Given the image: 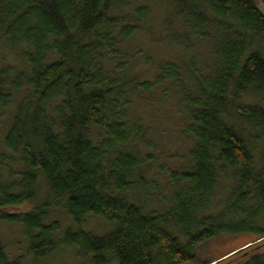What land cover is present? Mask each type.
Returning <instances> with one entry per match:
<instances>
[{
  "label": "trees",
  "instance_id": "1",
  "mask_svg": "<svg viewBox=\"0 0 264 264\" xmlns=\"http://www.w3.org/2000/svg\"><path fill=\"white\" fill-rule=\"evenodd\" d=\"M155 1L187 29H167L172 44L189 51L191 38L213 44L204 71L192 69V55L188 66L158 64L151 80L131 72L124 45L149 19V5L0 0V119L9 117L0 226L20 229L25 255L67 247L90 264H192L196 248L217 233L204 228L209 215L196 214L206 211L220 175L234 180L224 216L264 207V0ZM158 89L179 98L189 118L180 132L191 140L188 166L160 167L162 182L147 177L155 161L134 111L141 93ZM58 211L67 223L51 217ZM91 216L109 228L100 235L83 228ZM226 229L246 227L219 231ZM252 245L197 264H264V252H247ZM20 257L10 261L0 240V264Z\"/></svg>",
  "mask_w": 264,
  "mask_h": 264
},
{
  "label": "rangeland",
  "instance_id": "2",
  "mask_svg": "<svg viewBox=\"0 0 264 264\" xmlns=\"http://www.w3.org/2000/svg\"><path fill=\"white\" fill-rule=\"evenodd\" d=\"M126 2L146 4L151 9L149 19L141 25L140 30L134 33L124 45L125 57L129 59V64H133L131 72L140 74L141 80L153 79L158 64L165 61L173 62L177 65L180 63L187 64L186 66H188V63H191L193 55L195 59L192 69L201 71L205 70V68L201 67V64L207 61L210 62L209 60L213 62L212 43L209 44L191 38V51H189L184 47L172 44L167 39V29L173 28L174 30L172 31L179 35L186 33L187 29L176 18L173 19L172 10L164 6L165 4L155 0H126ZM166 23L170 25L165 27ZM8 59L11 58L8 57ZM145 59L149 60L148 65L145 64ZM25 93L26 91H21L16 94L15 98L19 100ZM166 94L164 97H161L160 89L150 95L141 93L134 108L135 113L148 128H145V142L151 146L146 151L142 148L141 153H144V151L151 153L155 161L152 168L147 169L149 172V176L147 175V177L153 176V179L157 182H162L161 179L164 175V173L159 171L160 167L166 170L169 168L181 169L188 166L186 152L191 146V140L184 137L180 132L189 122V118L184 112L179 98L173 94V91L171 90V92H167ZM8 120V116H3L0 119V154L5 151L3 138L9 124ZM152 155L151 158L153 157ZM260 160L261 151L258 150L255 153L256 164ZM233 186L234 180L230 176L220 175L217 180V187L206 211L196 214L197 219L209 215L210 219L205 223L204 228L208 229L211 227L217 233L196 248V258L192 264L215 258H219L218 260L223 259L251 243L253 245L248 247L247 252L251 254L264 252V237L256 239L257 235L264 231V207L260 203L253 204L252 208H250L252 216H242L235 219L223 215L226 211V205ZM154 208L155 206L151 205L144 210L148 211ZM51 217L53 219L54 217L60 219L63 223L68 222L65 213L61 211L51 213ZM238 224L243 227L245 226L246 229L240 232H235L231 229L219 231L223 226L235 227ZM81 226L99 235L109 228V224L97 216L88 217L82 222ZM173 232L177 233L174 230ZM0 240L9 254L10 261L15 262V258L21 256L20 264H90L88 258L84 255L81 256L80 251L76 248H58L57 251L49 256L38 259L25 255V242H23L20 235V229L14 225L0 226ZM240 258V256H235L231 260L235 262ZM228 259L230 261V258ZM216 261L210 264H215ZM109 264H116V261L112 259ZM231 264L233 263L231 262Z\"/></svg>",
  "mask_w": 264,
  "mask_h": 264
}]
</instances>
